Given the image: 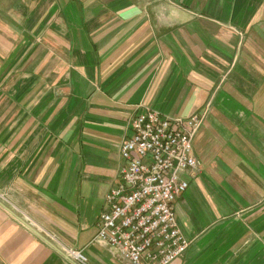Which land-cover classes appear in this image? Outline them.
Returning <instances> with one entry per match:
<instances>
[{
    "label": "crops",
    "instance_id": "1",
    "mask_svg": "<svg viewBox=\"0 0 264 264\" xmlns=\"http://www.w3.org/2000/svg\"><path fill=\"white\" fill-rule=\"evenodd\" d=\"M146 108L203 114L169 264H264V0H0V264H132L95 237Z\"/></svg>",
    "mask_w": 264,
    "mask_h": 264
},
{
    "label": "built area",
    "instance_id": "2",
    "mask_svg": "<svg viewBox=\"0 0 264 264\" xmlns=\"http://www.w3.org/2000/svg\"><path fill=\"white\" fill-rule=\"evenodd\" d=\"M203 114L166 117L146 108L130 117L131 135L120 143L124 160L117 184L104 196L95 239L132 264H169L190 241L177 225L174 203L196 175L192 151ZM81 264V251L65 250Z\"/></svg>",
    "mask_w": 264,
    "mask_h": 264
},
{
    "label": "water",
    "instance_id": "3",
    "mask_svg": "<svg viewBox=\"0 0 264 264\" xmlns=\"http://www.w3.org/2000/svg\"><path fill=\"white\" fill-rule=\"evenodd\" d=\"M22 220V219H21ZM24 221V220H23ZM25 222V221H24ZM25 224H27L33 231H35V232H37L36 230H34L27 222H25ZM39 235L42 237V238H44L40 233H39Z\"/></svg>",
    "mask_w": 264,
    "mask_h": 264
}]
</instances>
